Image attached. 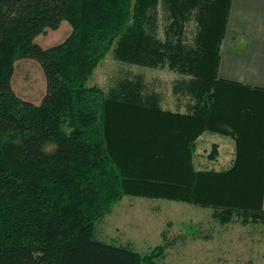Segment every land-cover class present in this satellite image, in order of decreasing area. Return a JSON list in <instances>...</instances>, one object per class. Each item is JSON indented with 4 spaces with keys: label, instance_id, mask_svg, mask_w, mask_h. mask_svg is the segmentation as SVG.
Returning a JSON list of instances; mask_svg holds the SVG:
<instances>
[{
    "label": "trees",
    "instance_id": "trees-1",
    "mask_svg": "<svg viewBox=\"0 0 264 264\" xmlns=\"http://www.w3.org/2000/svg\"><path fill=\"white\" fill-rule=\"evenodd\" d=\"M231 4L0 0V264H161L164 245L141 255L97 238L125 196L210 208L223 225L264 223V89L218 75ZM62 21L72 27L62 43L35 42ZM110 51L177 74L174 107L142 73L107 91L88 85ZM18 59L43 69L38 105L12 88ZM204 133L234 140L228 168L195 167Z\"/></svg>",
    "mask_w": 264,
    "mask_h": 264
},
{
    "label": "rangeland",
    "instance_id": "rangeland-1",
    "mask_svg": "<svg viewBox=\"0 0 264 264\" xmlns=\"http://www.w3.org/2000/svg\"><path fill=\"white\" fill-rule=\"evenodd\" d=\"M71 32V25L62 21L58 29L47 28L35 42L50 48L62 43ZM141 73L146 83L162 92L164 106L173 108L171 83L177 74L167 68L121 63L112 51L96 67L88 85L107 91L116 80ZM11 85L16 95L37 105L47 88L41 65L32 59L14 62ZM213 137L206 133L202 138L208 139V143L199 141L201 154L204 155L202 148H206L209 155L213 144L210 139L217 142V136ZM97 238L130 246L141 255L164 245L166 254L161 264H264V223L243 224L239 219L223 225L212 216L210 208L184 202L125 196L97 225Z\"/></svg>",
    "mask_w": 264,
    "mask_h": 264
},
{
    "label": "crops",
    "instance_id": "crops-1",
    "mask_svg": "<svg viewBox=\"0 0 264 264\" xmlns=\"http://www.w3.org/2000/svg\"><path fill=\"white\" fill-rule=\"evenodd\" d=\"M220 78L239 82L244 85L264 89V0H232L226 34L221 46V60L218 70ZM197 140L194 165L197 169L222 170L228 168L234 159L235 142L229 136H217L215 159L208 157V149L199 151V141L208 143V139ZM203 155V156H202ZM213 164H216L215 167ZM262 206L264 209V192Z\"/></svg>",
    "mask_w": 264,
    "mask_h": 264
}]
</instances>
